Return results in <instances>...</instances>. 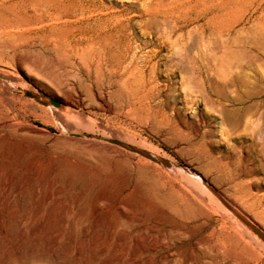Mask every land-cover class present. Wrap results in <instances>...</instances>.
Here are the masks:
<instances>
[{"label": "rangeland", "instance_id": "374dc122", "mask_svg": "<svg viewBox=\"0 0 264 264\" xmlns=\"http://www.w3.org/2000/svg\"><path fill=\"white\" fill-rule=\"evenodd\" d=\"M158 1L165 20L148 14L154 0H0V98L8 72L65 107L49 91L73 80L76 69L62 51L83 46V37L118 46L132 31L142 53L154 50L150 100L105 82L110 104L85 112L109 130L77 122L73 128L84 139L141 141L161 155L154 161L122 144L119 155L70 141L52 114L42 119L23 108L20 118L46 132L38 146L14 145L0 134V224L7 226L0 264H207L199 221L178 217L176 196L171 206L153 198L152 182L163 175L173 192L219 186L264 224V0ZM92 12L133 18L118 27L81 19ZM227 21L233 27L220 29ZM182 42L188 65L177 55ZM79 74L88 77L85 69ZM227 212L206 218L220 224ZM169 229L189 232L165 239ZM238 258L264 264V247L255 242Z\"/></svg>", "mask_w": 264, "mask_h": 264}, {"label": "bare ground", "instance_id": "6f19581e", "mask_svg": "<svg viewBox=\"0 0 264 264\" xmlns=\"http://www.w3.org/2000/svg\"><path fill=\"white\" fill-rule=\"evenodd\" d=\"M160 4V1L154 0V3L148 7V14L164 19L166 16L160 12ZM100 18L106 19L113 27H118L133 17L118 16L109 12H92L81 19L98 20ZM233 25L231 21H227L226 24L219 25V28L228 30ZM21 28L18 34H25L27 30H21ZM168 35L171 36L170 32ZM82 41L84 42L83 46H73L64 52L59 46L62 55L69 57L77 72L73 75V80L68 79L64 83H56V90L49 91L54 97L65 102V107H62L54 99L41 97L36 90L22 82L16 75L8 72L3 73L6 82L4 83L5 91L0 98V134L3 135L2 138L14 145L22 144L25 146L31 145V143H34L35 146L39 145L37 139L46 130L33 126L28 120L20 118L23 108L27 106L32 108L34 113L42 119L52 114L55 121L62 127L64 126V133L68 130V134L64 135L70 141H81L83 144L97 146V149L103 148L108 152L119 155L124 153V150L119 148V144H122L124 147L139 153L141 157L157 160L161 156L160 153L157 151L153 153L152 148L147 150V147L141 141L136 142L141 144V147H137L135 144L120 142L117 139L113 141L94 137L84 139L79 136V129L75 130L73 128L74 122H77L81 124L82 128L89 129L90 126L93 128L94 125H97L104 130H109V127L102 120L85 112V108L91 105L104 106L110 104L108 93L101 88L105 82L112 87L119 84L116 91L122 95L128 94L130 98L150 100L155 87L153 75L157 64L155 61L156 52L149 50L142 53V46L136 40L132 31L127 32L125 41L118 46L112 44L108 38L100 40L98 36L83 37ZM179 48L177 52L179 61L182 65H186L190 58L189 48L185 42H182ZM241 58L244 62V58ZM83 69L87 72V78L80 77L79 73ZM62 90L65 92L72 91L73 93L61 97L59 94ZM21 98H24V100L21 101L22 107H19ZM11 111L15 112L14 116L10 115ZM130 139L134 141L133 138ZM142 176L144 177V174ZM168 180H171L170 176L163 175L162 180L152 182L155 188L153 198L156 200L163 199L171 206L172 197L176 196L183 206L182 211H176L178 217L187 221H199L198 226L205 232V237L201 240L200 246L207 264H213L215 260H226V262L229 260L230 264H243L238 258L240 252L244 254L253 252L255 242L264 247V242L260 238L264 236V224L259 222L260 218L253 214L251 210L242 206L232 195H228L223 188L219 186L208 188L197 184L194 187V192L182 191L180 188L183 187L181 186L173 192L165 190ZM220 208L225 209L226 212L228 211V214H222L223 220L220 224H214L211 218H206L213 213H219ZM260 213L263 215L262 212ZM18 223H14L13 227H18ZM3 224L0 226V230L4 233L7 226L5 227ZM188 232L187 229L179 231L169 229L165 232V239H170L172 236H186ZM214 236L216 239H214ZM208 237H212L214 240L207 239ZM2 241L5 242L1 239Z\"/></svg>", "mask_w": 264, "mask_h": 264}]
</instances>
